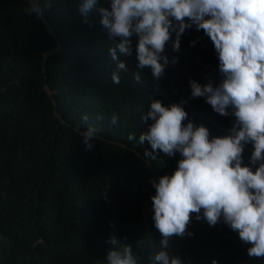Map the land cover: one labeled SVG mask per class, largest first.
<instances>
[{"label":"trees","instance_id":"obj_1","mask_svg":"<svg viewBox=\"0 0 264 264\" xmlns=\"http://www.w3.org/2000/svg\"><path fill=\"white\" fill-rule=\"evenodd\" d=\"M40 2L43 16L36 19L24 12L28 0H0V264H106L110 235L127 237L139 264H150L161 239L150 181L172 175L181 156L146 157L150 148L139 143L145 130L140 117L152 99L166 107L185 99L189 119L203 123L210 138L227 135L234 116L214 112L203 97L189 99V79L206 84L210 77L214 85L222 80L214 45L193 26L173 52V34L165 55L178 56V63H170L159 81L145 68L137 84L134 36L133 55L120 57L129 71L114 85L108 54L114 42L99 14H89L90 26L79 12L80 0ZM113 114L116 124L110 123ZM89 125L99 137L91 151L77 135ZM253 150L251 143L245 146L244 164ZM195 215L188 225L194 235L170 240V251L184 264H264V258L247 255L251 245L223 222L209 226Z\"/></svg>","mask_w":264,"mask_h":264},{"label":"clouds","instance_id":"obj_2","mask_svg":"<svg viewBox=\"0 0 264 264\" xmlns=\"http://www.w3.org/2000/svg\"><path fill=\"white\" fill-rule=\"evenodd\" d=\"M103 3L108 6H102L101 0H80L78 9L90 26L89 14L95 10L114 42L108 48L115 63L112 84L119 85L121 74L129 71L120 57L133 55L132 37L137 38L136 69L140 70L133 73V79L142 84L141 72L145 68H150L153 78L159 81L170 63H178V56L169 60L165 47L174 34L172 50L179 52L182 34L195 26L212 41L222 80L214 85L210 77L206 84L189 79V99L203 97L214 112L235 118L227 135L210 138L203 123L197 125L189 119L183 107L188 100L181 99L166 107L152 99L146 114L141 115L145 130L139 143L150 148L145 156L151 159L161 154L181 156L172 175L161 176L158 182L150 181L156 190L151 197L152 218L161 236L160 250L149 256L150 264H184L180 256L170 251V240L173 236L194 235L188 231L192 214L209 226L223 222L238 233L244 244L251 245L247 249L250 258H264V0H103ZM28 5L25 14L41 19L40 0H28ZM191 43L194 45L195 41ZM96 119L104 117L97 115ZM81 120L87 124L89 116L85 114ZM117 122L118 116L113 114L110 123ZM97 132L91 125L84 131L77 129L86 150L94 148L93 142L99 139ZM128 139L135 137L129 134ZM249 143L254 150L249 164H244L242 153ZM126 240L127 237H108L106 264H139L140 256ZM141 243L137 240L136 247ZM212 264L218 262L213 260Z\"/></svg>","mask_w":264,"mask_h":264},{"label":"water","instance_id":"obj_3","mask_svg":"<svg viewBox=\"0 0 264 264\" xmlns=\"http://www.w3.org/2000/svg\"><path fill=\"white\" fill-rule=\"evenodd\" d=\"M44 21V20H43ZM45 22V21H44ZM46 27L48 28V31H50L51 33H53V31L50 29L49 25L45 22ZM55 51V50H54ZM51 53V52H50ZM49 53L45 54V56H47Z\"/></svg>","mask_w":264,"mask_h":264}]
</instances>
